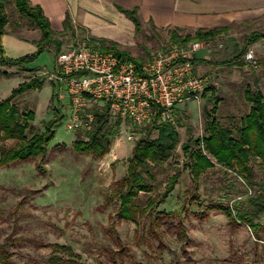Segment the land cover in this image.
<instances>
[{
  "label": "rangeland",
  "instance_id": "1",
  "mask_svg": "<svg viewBox=\"0 0 264 264\" xmlns=\"http://www.w3.org/2000/svg\"><path fill=\"white\" fill-rule=\"evenodd\" d=\"M5 1V33L33 40L15 49L6 38L2 44L5 55L31 56L37 51L39 30L16 11L13 0ZM253 30L264 32V25L232 26L226 34L200 41L203 47L196 53L192 72L207 79V93L175 108L173 125L178 144L165 163L150 169L152 178L148 184L152 191L139 193L135 199V205L145 212L133 221L117 218V189L136 141L156 136L151 125L136 128L110 117V125L119 122V131L108 152L102 156L77 154L75 138L86 140L89 131L85 115L101 105L87 103L77 126L73 125L67 94L61 84L51 79L55 46L50 44L34 54L24 66L0 65V99L21 82L37 77L41 80L40 88L15 100L20 110L34 113L27 137L43 131L50 120H55L53 137L43 158L0 168V248L10 255L9 263L44 264L53 246L61 245L77 254L81 264H264V229L254 233L245 220H229L222 211L210 208H230L233 216L239 210L250 209L248 200L264 195V164L251 159L250 178L215 164L194 180L188 168L189 154L181 148L189 142L190 151L196 149L195 140L204 134L205 111L213 106L217 121L237 137L250 107L244 98L245 89H253L256 84L264 97V42L247 47L246 53L252 52L256 60L255 68L246 56L239 58L238 65L224 62L239 52ZM144 31L125 49L138 62L172 45L170 30ZM186 34L193 33L180 35ZM83 35L74 28L54 38L61 42L62 50L79 43ZM174 173H178L177 184L167 198L146 207L148 199L161 193ZM251 211V221L264 224V210Z\"/></svg>",
  "mask_w": 264,
  "mask_h": 264
},
{
  "label": "trees",
  "instance_id": "2",
  "mask_svg": "<svg viewBox=\"0 0 264 264\" xmlns=\"http://www.w3.org/2000/svg\"><path fill=\"white\" fill-rule=\"evenodd\" d=\"M6 1L0 0V65L4 66H24V64L50 44L55 46L56 52L61 46V42L54 36L66 30L74 31L73 26L66 16L63 21V29L55 32L50 27L48 19L43 15L39 6H30L28 0H14V8L23 17L39 30L40 38L35 41L36 53L31 56H21L9 58L5 55L2 46V37L8 23L5 12ZM132 21L135 32L141 30L135 9H122ZM229 27L212 28L209 30L198 29L192 35H180L178 29L169 31V43L179 46H186L194 41L210 40L214 37L226 33ZM93 41V39H91ZM264 40V32H252L248 35L245 45L231 59L224 61L226 64H239V58L244 57L247 47L250 44ZM101 49L113 51L118 57L127 56L134 60L127 52L120 50L115 43L105 40H97ZM6 74V73H3ZM2 74V75H3ZM41 87V80L33 78L27 82L19 83L11 90L9 95L0 99V168L11 165L18 161L31 159H41L46 155L47 143L53 137L55 120H50L43 131L33 132L27 137V131H32L30 122L34 120L32 111L20 110L15 100L25 92ZM205 89L203 96L207 93ZM212 96V94L210 95ZM244 98L249 102L248 113L243 117L241 127L238 129L237 137L232 131L222 126L216 119V107L205 111L206 120L204 124V134L195 140L196 149L190 151L189 142L182 145L184 152L189 154V171L194 180L207 169L219 164L227 169L235 171L243 177L250 178L253 170L250 167V160H258L264 164V97L255 84L254 88L247 87L244 91ZM109 106L107 104L92 111V125L87 133V139L83 140L79 136L75 138L73 147L77 154L90 153L94 156H102L108 152L111 140L118 134L119 122L109 124ZM175 110V109H174ZM152 130H155L154 138H140L134 144L130 156L127 158V169L125 176L121 179L117 189L118 207L116 216L118 219L133 221L139 213L145 212L144 208L135 205L134 201L139 193H149L152 191L148 180L152 178L150 169L165 163L172 155L178 144V132L173 124L159 121L156 115L151 123ZM146 126V125H145ZM4 142H12L5 145ZM41 170V166L38 165ZM178 173L171 175L161 193L148 199L146 207L151 208L162 203L177 184ZM250 209L238 211L235 216L232 210L225 207H210L222 211L229 220L246 221L251 231L256 233L264 229V224L253 223L249 216L252 208L264 210V195H257L249 200ZM145 207V208H146ZM209 208V209H210ZM9 254L4 248H0V264H10ZM44 264H81L78 255L72 253L69 248L61 245H54L53 250Z\"/></svg>",
  "mask_w": 264,
  "mask_h": 264
},
{
  "label": "built area",
  "instance_id": "3",
  "mask_svg": "<svg viewBox=\"0 0 264 264\" xmlns=\"http://www.w3.org/2000/svg\"><path fill=\"white\" fill-rule=\"evenodd\" d=\"M202 47L200 41L172 44L165 52L138 62L101 49L98 41L84 34L76 45L55 53L51 79L63 86L75 126L90 101L107 104L109 118L127 121L132 127H143L156 115L159 121L174 124V109L206 89L207 79L192 72ZM245 56L255 68L252 52ZM85 116L89 130L93 114Z\"/></svg>",
  "mask_w": 264,
  "mask_h": 264
},
{
  "label": "crops",
  "instance_id": "4",
  "mask_svg": "<svg viewBox=\"0 0 264 264\" xmlns=\"http://www.w3.org/2000/svg\"><path fill=\"white\" fill-rule=\"evenodd\" d=\"M28 3L41 8L53 31L60 32L63 29V21L67 16L73 28L90 39L115 43L127 53L125 49L134 43L138 33L129 17L117 7L135 9L140 31L144 29V32L151 29H178V34H192L198 29L264 25V0H28ZM252 32L259 31L249 32L246 39ZM6 35L2 37V44L5 45L8 38L15 49L33 41L14 33ZM257 42L264 40L252 44ZM14 54L18 55V52Z\"/></svg>",
  "mask_w": 264,
  "mask_h": 264
}]
</instances>
